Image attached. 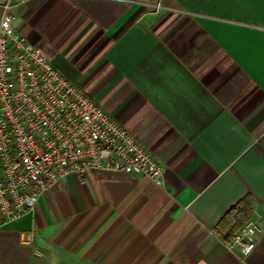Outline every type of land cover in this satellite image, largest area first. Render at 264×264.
Segmentation results:
<instances>
[{
  "label": "crops",
  "instance_id": "1",
  "mask_svg": "<svg viewBox=\"0 0 264 264\" xmlns=\"http://www.w3.org/2000/svg\"><path fill=\"white\" fill-rule=\"evenodd\" d=\"M12 24L163 179L62 176L0 226V264H264V0H24ZM240 203L262 228L247 254L217 232Z\"/></svg>",
  "mask_w": 264,
  "mask_h": 264
},
{
  "label": "built area",
  "instance_id": "2",
  "mask_svg": "<svg viewBox=\"0 0 264 264\" xmlns=\"http://www.w3.org/2000/svg\"><path fill=\"white\" fill-rule=\"evenodd\" d=\"M22 1L0 0V226L69 173L120 170L161 184L162 166L131 130L15 30L13 7ZM261 229L248 219L227 249L249 253Z\"/></svg>",
  "mask_w": 264,
  "mask_h": 264
},
{
  "label": "trees",
  "instance_id": "3",
  "mask_svg": "<svg viewBox=\"0 0 264 264\" xmlns=\"http://www.w3.org/2000/svg\"><path fill=\"white\" fill-rule=\"evenodd\" d=\"M246 210H247V205L244 203H240L234 206L222 218V220L220 221V225L217 228V232L224 242L229 241L233 237V235L236 233L234 232L231 235H228L227 231L229 227L234 228L235 226H237L236 222L241 221L239 225L237 226L240 228V226H242L249 219V217H246Z\"/></svg>",
  "mask_w": 264,
  "mask_h": 264
}]
</instances>
